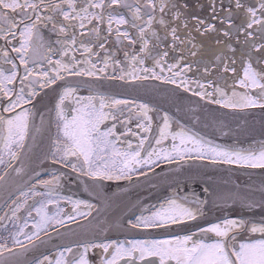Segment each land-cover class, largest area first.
Wrapping results in <instances>:
<instances>
[{
  "label": "snow or ice",
  "instance_id": "1",
  "mask_svg": "<svg viewBox=\"0 0 264 264\" xmlns=\"http://www.w3.org/2000/svg\"><path fill=\"white\" fill-rule=\"evenodd\" d=\"M0 264H264V0H0Z\"/></svg>",
  "mask_w": 264,
  "mask_h": 264
},
{
  "label": "water",
  "instance_id": "2",
  "mask_svg": "<svg viewBox=\"0 0 264 264\" xmlns=\"http://www.w3.org/2000/svg\"><path fill=\"white\" fill-rule=\"evenodd\" d=\"M238 176H239V179L241 180V181H246V180H248V177L246 176V175H244V174H242V173H236ZM260 178H261V173L259 172V171H257V172H255L253 175H252V180L253 181H259L260 180Z\"/></svg>",
  "mask_w": 264,
  "mask_h": 264
},
{
  "label": "flooded vegetation",
  "instance_id": "3",
  "mask_svg": "<svg viewBox=\"0 0 264 264\" xmlns=\"http://www.w3.org/2000/svg\"><path fill=\"white\" fill-rule=\"evenodd\" d=\"M259 117H258V115H257V119H258ZM257 127H258V125H257ZM261 137H259V136H257V139H260ZM241 139V141L242 142H244V143H246L247 141L243 138V137H241L240 138ZM222 142H228V143H231L232 142V140L231 139H229V140H227V141H222Z\"/></svg>",
  "mask_w": 264,
  "mask_h": 264
}]
</instances>
